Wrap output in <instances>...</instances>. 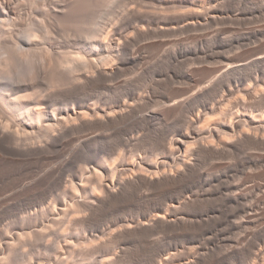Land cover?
<instances>
[{"label":"bare ground","instance_id":"bare-ground-1","mask_svg":"<svg viewBox=\"0 0 264 264\" xmlns=\"http://www.w3.org/2000/svg\"><path fill=\"white\" fill-rule=\"evenodd\" d=\"M42 3L0 0V264H264V0ZM213 196L232 239L160 245Z\"/></svg>","mask_w":264,"mask_h":264},{"label":"rangeland","instance_id":"rangeland-1","mask_svg":"<svg viewBox=\"0 0 264 264\" xmlns=\"http://www.w3.org/2000/svg\"><path fill=\"white\" fill-rule=\"evenodd\" d=\"M28 1L29 0H13V2L15 3V5L18 7V10H19V12H18V14L16 16V19H17L18 22L24 21L26 18H28L29 15H31L33 17H37V18H39V16H41V17L43 16L44 17V15H40V11H39V10H41V7L40 6L42 4H44V3H42V2H44V0H38V1L36 0L37 2H39L38 3L39 5L36 2L34 4L35 6L34 5H31L30 1L29 2ZM45 1H47V0H45ZM43 6L44 5H42V7ZM39 7H40V9H39ZM36 8H38V9H36ZM37 11H39L38 14H37ZM157 52L158 51H156L154 54H151V56H153L154 58H151V57L149 58V60H150L148 62L149 64L150 63H153L154 64V62L157 63L156 61L159 58L158 57L159 53L157 54ZM168 61H169V59H167L165 62L163 61V63H161V65H159V66L156 67V71H158L157 72L158 75L151 74V75H149V77L148 76L146 77V75L144 73H141L142 72L141 70H137L136 73H135V75L133 74L134 75L133 78H135V76H138L137 75L138 72H139V75L140 76H143V78L142 77H139V76L136 77V78H141V79H137V80H140L141 81V84H140L141 87L139 86L141 88V90L144 87H145V90L147 89L146 91L152 90L151 88H146V86L151 87L153 85V87L156 89L155 90L153 88L154 89V93L155 92H158V93H155V94H159L160 93L159 95H161L162 92L164 94L166 91H168V93L171 92V93H174L175 94V92H177V90H180L181 88H183V87L186 86V74H187V71L189 70L188 69V65H185L182 61H180V62H182L180 64L178 62L176 63V62H172V61L168 62ZM144 66H146V65H144ZM199 72L200 73H197V76H199V75L204 76V74L206 73V71H203V70H202V72L201 71H199ZM153 75H154V77H153ZM201 76H199V77H201ZM144 77H146V78H144ZM169 82H174L175 83L173 85V89H175L176 91L175 90L170 91L171 89L170 90H167V86L169 87ZM149 85H151V86H149ZM145 90H144V92L143 91L142 92L145 93L146 92ZM163 90H166V91H163ZM139 91H140V89H139ZM142 92H140V93H142ZM166 93L164 95H166ZM168 93H167V96L168 95L169 96L171 95L173 97L174 94L172 95L171 93L170 94H168ZM159 95H156V96H159ZM175 95H177V94H175ZM3 170L6 171V169H2V170L0 169V171H1L0 173H4V174L7 173V176H5L4 174H0V187L1 188H4L5 185L10 181V179L12 177H15L14 176V173H13V170L11 171L12 174H11V172L10 173L7 172L8 170L6 172H4ZM8 173L12 177L9 176ZM16 173L22 174L23 171L22 170L19 171V169H18L15 172V175H16ZM2 175L6 179L9 176V179H7L9 181L7 182V180L5 178H4L5 180L2 179V177H1ZM16 177H17V175H16ZM3 181H6L7 183L4 182L6 184L3 185L4 184V183H2ZM257 182L264 183L262 179H257ZM50 184L52 185L53 183L51 182ZM51 185L49 187L47 186V188L45 190H52V186ZM1 192L3 193L4 191H0V193ZM2 193L0 194V197L3 196V195H5V196L9 195V192L6 193V194H4L5 192L3 194ZM5 196H3V197H5ZM33 198H34L33 196H32V198L30 197L28 199L29 201L26 199V201H28L27 203H30L31 200L32 201H35L36 198H37V196H35L34 200H33ZM1 199H2V197H1ZM211 199L209 201V204L207 205L208 207L202 213H195L194 214L195 215V218H198L200 221L197 220L198 222L197 223H194L193 226L191 227V229H188V231L190 230L189 232L187 231L185 235L184 234H180V235L178 234L179 237L176 236L175 234L172 235V233L170 235H159L160 238H159V236H157L159 238V240L161 239V236H162V240H160L162 244L159 241L160 245H163V247H165V249H168V248L169 249H171V248L173 249L175 246H180V245L181 246L182 245L183 246H189V245H192V243H193L195 246H199L201 252H205V251H207V249L209 247H212V246L213 247H220L221 246L220 241H221L222 237L224 238L225 235H226L225 238L228 239L227 236L228 235L230 236V234H231V236L229 237V239L230 238L232 239V236H233L232 235V232H234L232 230H234V229L232 228V226H229V224H227L226 220L224 221V217H222L221 215L218 214L219 208H221L220 202H219L220 207L218 206V202H217V201H219L218 200V197H216V199H215V196H213V197H211ZM26 201H24L25 204H26ZM32 201H31V203H32ZM11 202H12V204H15L16 207L19 205V203H17L18 204L17 205L15 201L14 202L11 201ZM11 202L9 203L10 204L9 210L8 209L6 210L7 207H4V206H8L9 204L3 205L1 207V209H3L2 210L3 212L0 210V223H2V224H8V223L12 222L13 219H14V215L16 213V211H15V208L16 207L14 205V208H13L12 207L13 205H11ZM11 210L14 211V212H12ZM220 216L222 217V219L220 218ZM257 231H260V230L258 229ZM191 232H192L193 235L190 234ZM224 232H227V234L226 233L224 234ZM194 233H195V235H194ZM234 236H235V234H234ZM192 238L194 239L193 242L191 241ZM173 242H175V243H173ZM190 242H192V243L191 244H188ZM164 244H165V246H164ZM217 255H214L213 254L211 256H212V258L214 260H218V259L221 258V255H219L220 258H218ZM211 256H210V259L212 260Z\"/></svg>","mask_w":264,"mask_h":264}]
</instances>
